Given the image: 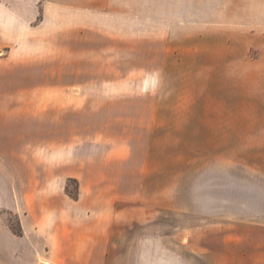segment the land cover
<instances>
[{"label": "rangeland", "instance_id": "rangeland-1", "mask_svg": "<svg viewBox=\"0 0 264 264\" xmlns=\"http://www.w3.org/2000/svg\"><path fill=\"white\" fill-rule=\"evenodd\" d=\"M219 26L242 33L236 93L220 75L228 45L183 35ZM224 124L264 125V0H0V230L13 242L22 218L36 229L30 264H64L42 229L88 223L89 191L127 220L140 187L170 189L163 204L207 172L217 188L234 151L220 147ZM162 225L180 233L185 218Z\"/></svg>", "mask_w": 264, "mask_h": 264}, {"label": "crops", "instance_id": "crops-1", "mask_svg": "<svg viewBox=\"0 0 264 264\" xmlns=\"http://www.w3.org/2000/svg\"><path fill=\"white\" fill-rule=\"evenodd\" d=\"M183 35L216 37L222 51L228 45L233 56L228 61L222 57L220 75L224 90L228 85L229 93H236L242 79V59L236 55L240 30L219 26ZM219 144L234 151L224 152L219 161L217 188L210 187L215 173L207 172L186 188L183 203L163 204L162 195L170 189L158 187L150 194L140 187L132 203L137 214L127 220L116 218L114 200L99 204L98 191H89L88 223L59 225L53 231L43 228V233L55 236L45 250L64 264H264V125H221ZM138 174L146 177L144 171ZM86 192L83 189L82 195ZM18 206L13 197V210ZM163 213L184 217V231L179 233L176 225L163 231ZM21 224L22 235L13 233V242H3L0 230V258L3 252L13 253V264H30L44 249L34 242L36 229L23 218Z\"/></svg>", "mask_w": 264, "mask_h": 264}]
</instances>
